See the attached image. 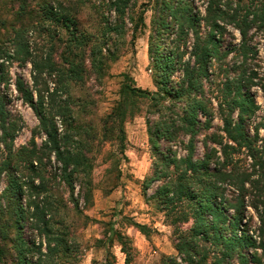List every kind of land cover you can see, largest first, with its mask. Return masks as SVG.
I'll return each instance as SVG.
<instances>
[{"label": "trees", "instance_id": "trees-1", "mask_svg": "<svg viewBox=\"0 0 264 264\" xmlns=\"http://www.w3.org/2000/svg\"><path fill=\"white\" fill-rule=\"evenodd\" d=\"M33 2H37L38 10L36 7L31 9ZM131 2L115 0L110 5L115 8L116 16L112 23L106 21L102 34L104 43L99 46L92 36L80 29L77 16L81 2L64 6L59 4L57 9L49 2L16 0V19L28 17L32 20L30 26L34 27V18L38 14L40 32L49 33L52 30L50 27L56 26L50 37L56 42L55 45L63 48L61 62L56 61L52 53L41 58L34 57L26 39L30 27L16 29L17 26H13L7 37V41L13 44L12 54L5 46L6 42L1 41L0 30V264H57L59 256L68 250L66 240L56 236L53 231V217L57 209L46 189L44 174L47 165L44 161L54 156L60 166L61 181L73 198L77 179L83 174L87 176L93 165L86 155L88 149L84 143L88 140L80 137V127L71 109L75 103L71 87L85 85L89 73L87 61L91 62V71L99 79L106 77L108 65L118 59L115 51L108 47V41L114 36H125L129 20L127 10ZM221 2L210 0L207 8L212 32L222 33L223 28L217 21H224L228 17L241 35L245 53L248 52L249 14L238 21L236 13L229 15V12L219 8ZM169 4L164 0L162 10H169L168 13L180 25V32L183 33L184 24L194 29L198 20L190 9L185 8L183 13H177ZM3 25L0 23V27ZM159 26L166 30L163 35L170 27L166 19ZM157 34L160 32L157 31ZM213 37L214 34L207 41L196 44L192 53L194 66L186 64L184 79L178 89L170 86V80L176 70L174 64L182 57L173 48L152 43L149 51L156 69L154 85L157 92L142 90L128 75H123L117 107L102 123L105 135L115 137L124 160H127L124 122L128 116L133 118L138 114L137 101H151L155 114L161 116L162 120L156 125L146 118L156 161L152 176L144 181V197L147 203L154 201L157 210L164 215L175 238L174 249L185 264H209L211 260L212 264H264V135L260 136V131L264 132V115L254 127V135H250L252 128L248 123L255 116L256 106L253 98L241 91L244 86L251 85L250 78L249 81L243 76L238 80L235 95L227 101L229 109L220 117L222 128L206 137L203 145L205 154L202 158L196 157V145L202 131L213 129V115L202 101L194 97L202 94L199 81L206 75L211 60L220 52L219 41ZM15 59L32 66V86L18 78L15 90L38 117L37 133L45 137L42 146L32 141L18 151L14 149L16 127L10 120L7 94L2 89L8 78L5 62ZM225 90L226 97H231L230 88L226 86ZM185 99L188 100L186 107L177 106ZM167 100H170L169 107L164 105ZM235 110L238 111L237 121L231 118ZM166 111L171 112V117L163 115ZM200 112L209 118L205 123L199 120ZM57 119L62 122V131ZM181 137L188 138V141L185 143ZM174 142L185 146L186 156L179 157L172 151L171 144ZM243 152L246 155L241 159L239 155ZM3 183H6L4 189L1 187ZM155 183H160V186L153 195L148 196L147 191ZM227 186L238 192L236 200L225 198ZM86 188L89 189L88 184L82 190ZM91 194L92 191L84 197L86 205ZM41 197L43 202H40ZM248 210L253 211L259 220L260 241L250 235L248 222L244 223ZM189 223H192L191 227L183 230V226ZM131 225L150 238L151 229L148 226L138 223ZM25 228L36 230L41 238L45 237L46 252L42 251L43 241L37 245L26 238ZM111 230L114 231L111 242L118 241L126 255V264H131V239ZM212 254L214 258H211ZM163 261L164 264H177L172 257L163 258ZM106 264L112 263L107 261Z\"/></svg>", "mask_w": 264, "mask_h": 264}, {"label": "rangeland", "instance_id": "rangeland-1", "mask_svg": "<svg viewBox=\"0 0 264 264\" xmlns=\"http://www.w3.org/2000/svg\"><path fill=\"white\" fill-rule=\"evenodd\" d=\"M49 2L58 9V5L82 3L80 13L77 16L80 29L93 37V40L102 46V34L106 21L112 23L116 16L114 7L110 5L115 0H39ZM173 11L183 13L189 8L192 15L198 20L194 29L184 24L183 33L180 25L168 13V9L162 10L164 0H132L127 10V28L125 36L110 39L108 42L117 55L115 62L108 65L107 75L99 79L91 71V62L87 61L88 75L84 86L73 85L71 95L73 97L74 117L80 127V137L86 141L88 149L87 157L91 159L92 168L86 174L80 175L75 185L73 198L70 190L62 183L60 166L54 156L45 159L47 165L44 174L45 185L50 201L54 203L57 211L53 217V231L56 236L64 238L67 242V251L59 256L57 264H126V255L117 240L111 242V229L129 237L132 241L130 251L131 264H164L163 258L172 257L177 264H185L174 249L175 238L172 229L167 226L164 215L157 210L154 201L146 202L144 197V181L151 177L155 165V155L150 144V135L146 118L152 121V125L160 122L161 116L155 114L153 105L149 100H138V114L132 118L128 116L124 122L126 133V151L124 160L121 148L115 137L106 136L102 123L108 115L117 107L120 100V90L124 81L123 75H128L134 84L145 91L156 93L154 85L156 69L150 55V45L164 44V47L173 48L182 59L174 64L175 72L171 76L170 86L178 87L184 79L183 69L186 64L194 66L195 58L192 56L196 44L207 41L214 34L213 39L219 41V55L213 58L209 64L206 75L199 81L202 94L194 96L197 101H202L213 116L211 125L213 129L203 130L196 145V157L202 158L205 154L204 143L206 137L222 128L221 115L228 111L227 101L235 95L237 82L243 76L251 81L248 87L242 88V93H248L256 106L255 116L248 123L252 128L250 135H254V127L260 123L264 115V0H222L219 8L223 11L237 14V20L242 21L248 14L251 26L247 32L246 46L249 51L245 53L242 47V39L239 31L227 17L224 21H217L223 28L221 31L212 32L210 15L207 13L210 0H166ZM229 2V6L227 3ZM37 2L31 4L35 8ZM18 10L16 0H0V27L2 30L1 41L6 42V47L11 50L13 44L7 41L8 34L14 29L30 27L26 33L31 51L34 57H45L52 53L56 61L61 62L62 46L55 45L51 39V32H40V19L35 15L34 27L30 26L32 20L28 17L16 19L14 14ZM172 11V12H173ZM131 19V22H130ZM163 19L169 23L166 30L159 24ZM133 20V21H132ZM142 20V22H141ZM5 22V23H3ZM14 26V27H13ZM157 31L160 34H157ZM55 45V48L53 46ZM57 52V53H55ZM8 73L6 85L2 89L7 94L8 112L10 120L15 125L14 149L20 150L27 147L32 141L42 146L45 137L37 133L39 120L34 111L26 105L15 90V82L22 78L28 86H32V66L30 63L22 64L19 60L5 62ZM226 86L231 90V97H226ZM188 100L179 103V107H186ZM170 106V100L164 102ZM163 115H171L166 111ZM165 116V117H166ZM171 117V116H170ZM234 121L238 120V111L231 114ZM208 117L199 114L202 123L208 121ZM60 131H62L60 119H57ZM154 123V124H153ZM264 132L260 131L263 137ZM79 137V138H80ZM186 143L188 138L181 137ZM209 143V142H208ZM209 145V144H208ZM165 146L162 144V148ZM172 151L179 157L187 155L185 146L179 142L171 144ZM246 152L239 155L243 159ZM220 156V154L218 155ZM250 161H246L249 163ZM253 179H256L254 177ZM39 180L36 181V184ZM89 185V189L82 187ZM6 183L2 184L4 189ZM160 183H155L147 191V195H153ZM92 191L89 204L86 205L84 197ZM87 193V194H86ZM225 198L229 201L236 200L238 192L227 186ZM40 202H43L42 197ZM43 204V203H41ZM76 205V206H75ZM248 222L250 235L258 241L260 223L253 211L248 210L244 223ZM131 223L148 226L151 229L150 238H146L138 232ZM192 223L183 226V230L191 227ZM26 238L35 241L37 245L42 243V251L46 252V239L38 235V231L29 228L24 229ZM264 240V238H263ZM262 255V252L259 251ZM263 256V255H262ZM211 258H214L213 254ZM264 259V258H263ZM212 261V260H211ZM209 264H212V262ZM46 264V263H44ZM47 264H49L47 262Z\"/></svg>", "mask_w": 264, "mask_h": 264}]
</instances>
